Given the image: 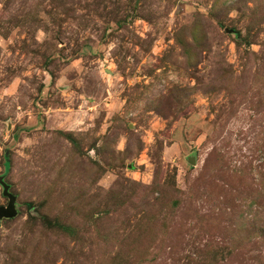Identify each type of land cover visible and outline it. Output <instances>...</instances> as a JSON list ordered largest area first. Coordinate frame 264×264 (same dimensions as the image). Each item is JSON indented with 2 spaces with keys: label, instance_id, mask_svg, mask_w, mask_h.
<instances>
[{
  "label": "rangeland",
  "instance_id": "1",
  "mask_svg": "<svg viewBox=\"0 0 264 264\" xmlns=\"http://www.w3.org/2000/svg\"><path fill=\"white\" fill-rule=\"evenodd\" d=\"M0 176V264H264V0H0Z\"/></svg>",
  "mask_w": 264,
  "mask_h": 264
},
{
  "label": "water",
  "instance_id": "2",
  "mask_svg": "<svg viewBox=\"0 0 264 264\" xmlns=\"http://www.w3.org/2000/svg\"><path fill=\"white\" fill-rule=\"evenodd\" d=\"M0 187L2 189V196L7 198V204L5 206H0V219H11L16 215V210L14 208L15 196L9 191V185L3 181L1 176Z\"/></svg>",
  "mask_w": 264,
  "mask_h": 264
},
{
  "label": "trees",
  "instance_id": "3",
  "mask_svg": "<svg viewBox=\"0 0 264 264\" xmlns=\"http://www.w3.org/2000/svg\"><path fill=\"white\" fill-rule=\"evenodd\" d=\"M6 169H7V165H6V166H4V172L6 171Z\"/></svg>",
  "mask_w": 264,
  "mask_h": 264
}]
</instances>
